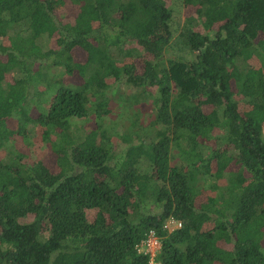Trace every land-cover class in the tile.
Segmentation results:
<instances>
[{"label": "trees", "instance_id": "obj_1", "mask_svg": "<svg viewBox=\"0 0 264 264\" xmlns=\"http://www.w3.org/2000/svg\"><path fill=\"white\" fill-rule=\"evenodd\" d=\"M180 2L0 0V264H264V0Z\"/></svg>", "mask_w": 264, "mask_h": 264}, {"label": "rangeland", "instance_id": "obj_2", "mask_svg": "<svg viewBox=\"0 0 264 264\" xmlns=\"http://www.w3.org/2000/svg\"><path fill=\"white\" fill-rule=\"evenodd\" d=\"M170 5L172 6L173 9V21H172V26L173 29L175 30L174 32V37H176L180 29L184 23L185 17L190 13L187 8H184L183 5L181 4V0H168ZM76 13V8H68L67 13L65 14V18L73 17L74 14ZM176 52L178 53V50L176 51L175 48L172 49V51L168 52V55H172ZM82 54H76L77 57H82ZM71 82L74 84H79L81 83V78L75 74L71 78ZM122 89V88H121ZM132 89L127 88L125 91L126 93L131 92ZM141 120H144L142 117ZM86 121H82L81 125L85 126ZM30 141L27 142L23 138L20 137V135H16L14 139L12 140V145L13 147L18 150L19 152L24 154V161L27 162H33L34 160L40 158L41 156H44L47 150V145L43 143L42 141V136H41V131L40 129L37 128L35 131V134L29 139ZM114 143L119 144V142L115 139ZM264 244V241H263Z\"/></svg>", "mask_w": 264, "mask_h": 264}, {"label": "built area", "instance_id": "obj_3", "mask_svg": "<svg viewBox=\"0 0 264 264\" xmlns=\"http://www.w3.org/2000/svg\"><path fill=\"white\" fill-rule=\"evenodd\" d=\"M180 226H181V222L173 217H169L168 219H166L163 224V228H165L168 231L177 229ZM159 248H160V241L153 229H150L146 234V237L136 245L137 252L149 256L150 264H160L154 261L155 254L159 250Z\"/></svg>", "mask_w": 264, "mask_h": 264}]
</instances>
